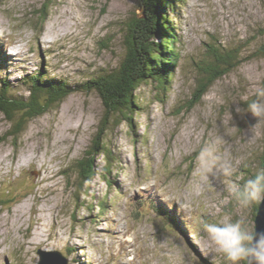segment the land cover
<instances>
[{"label":"rangeland","instance_id":"374dc122","mask_svg":"<svg viewBox=\"0 0 264 264\" xmlns=\"http://www.w3.org/2000/svg\"><path fill=\"white\" fill-rule=\"evenodd\" d=\"M135 1L0 0L11 65L3 75L16 83L45 63L77 83L114 70L128 54ZM176 15L182 57L172 87L141 86L134 126L96 90L70 94L17 135L0 111V264H39V249L72 264H227L204 225L255 230L254 205H238L229 189L264 162V119L237 112L264 93V0H182ZM221 50L235 53V67L200 96ZM99 141L117 161L96 150ZM94 154L96 174L83 182ZM149 192L179 210L181 228L138 205Z\"/></svg>","mask_w":264,"mask_h":264},{"label":"trees","instance_id":"16d2710c","mask_svg":"<svg viewBox=\"0 0 264 264\" xmlns=\"http://www.w3.org/2000/svg\"><path fill=\"white\" fill-rule=\"evenodd\" d=\"M181 1L145 0L146 17L138 19L134 16L129 23L128 54L125 59L114 70L99 73L81 82L73 83L67 78L53 75L48 65L44 63L36 73H29L13 83L7 75H3V72H8L6 67L11 68V65L7 66V59L0 48V111L6 113L9 118L13 127L12 133L16 135L23 133L30 121L59 107L70 94L94 90L104 99L108 111L130 120L134 126V115L142 109L138 92L141 86L157 82L163 93L172 87L175 71L182 57V52L177 46L181 36L176 15ZM220 52L216 51L214 64L206 70L202 82L198 85L200 96L204 95L218 78L235 67L233 60L236 58L233 55L235 53L231 52L232 55H228L222 50ZM260 52L264 55V47ZM17 88H23L25 91L15 90ZM102 148L104 147L99 141L96 150ZM104 149L109 161H117L110 149ZM95 158L94 154L86 168L81 169L83 182L86 179L91 180L96 174ZM108 164L109 167L112 166L111 163ZM107 170L108 175L105 176L112 188L115 180L110 177V169ZM260 170H264V162H260ZM150 196L151 192L147 193L140 202H137L138 205L151 208L169 220L173 226L181 228L183 217L179 210L176 207L168 209L163 206L162 200ZM107 205L108 196L101 202V210ZM253 207L255 218L259 204ZM135 215L139 216V212ZM68 264H72V260Z\"/></svg>","mask_w":264,"mask_h":264},{"label":"clouds","instance_id":"9594fccd","mask_svg":"<svg viewBox=\"0 0 264 264\" xmlns=\"http://www.w3.org/2000/svg\"><path fill=\"white\" fill-rule=\"evenodd\" d=\"M244 111L264 119V93L248 103L246 109L237 108V112ZM206 156H211L208 147L201 150V157ZM229 192L244 208L264 203V170L257 171L239 188L232 186ZM204 231L213 251L222 254L227 264H264V232L242 227L239 221L208 223Z\"/></svg>","mask_w":264,"mask_h":264},{"label":"water","instance_id":"95a60500","mask_svg":"<svg viewBox=\"0 0 264 264\" xmlns=\"http://www.w3.org/2000/svg\"><path fill=\"white\" fill-rule=\"evenodd\" d=\"M136 16L138 19L146 17L145 0H136ZM255 230L264 232V203L259 204L258 211L255 216ZM39 264H68V258L63 252L58 250L39 249Z\"/></svg>","mask_w":264,"mask_h":264},{"label":"bare ground","instance_id":"6f19581e","mask_svg":"<svg viewBox=\"0 0 264 264\" xmlns=\"http://www.w3.org/2000/svg\"><path fill=\"white\" fill-rule=\"evenodd\" d=\"M167 216V215H166Z\"/></svg>","mask_w":264,"mask_h":264}]
</instances>
